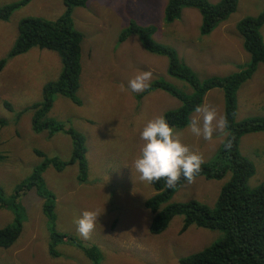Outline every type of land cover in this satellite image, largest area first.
I'll list each match as a JSON object with an SVG mask.
<instances>
[{"label": "rangeland", "instance_id": "obj_1", "mask_svg": "<svg viewBox=\"0 0 264 264\" xmlns=\"http://www.w3.org/2000/svg\"><path fill=\"white\" fill-rule=\"evenodd\" d=\"M18 1L0 0V8ZM166 3L167 0H87L85 6L73 8L74 27L83 35L82 73L76 92L80 102L55 95L47 117L62 123V128L54 132L34 131L32 111H19L42 100L43 85L55 80L61 71L60 56L36 46L14 56L9 53L22 19H54L64 11L63 0H28L12 9L6 18H0V60H5L0 69V187L9 199L23 185L16 203L24 208L22 230L10 247L0 248V264H92L82 248L68 240L59 241L51 253L52 230L96 246L99 264H180V258L222 236L219 230L195 225L181 231V215L174 216L162 233L149 231L153 215L144 203L154 190L152 184L138 179L133 167L143 144L139 132L148 119L178 108L180 100L162 89L138 96L141 92L131 91L128 81L139 72L151 71L150 82L164 81L185 94H190L192 88L186 81L168 75L167 58L145 50L136 34L122 42L119 36L130 20L139 26H154L151 38L174 48L199 80L224 77L249 62L237 23L264 11V0H238L235 11L207 34L199 32L201 14L195 8H184L178 19L166 22ZM261 36L264 44V26ZM239 87L235 120L264 116V65L258 63L252 76ZM222 92L213 88L205 93L201 105L213 106L223 114ZM193 115L194 112L189 121ZM187 125L174 129L175 133L183 144L202 155L204 162H211L224 137L214 131L212 139L205 140L191 134ZM69 128L83 137L88 169L82 182L77 179L76 162L66 163L62 169L47 164L41 172L42 188L53 195L52 224L42 212L46 198L37 194L36 186H28V181L45 157L60 161L70 158ZM36 150L44 155H38ZM238 150L254 165L247 185L254 187L263 182L264 131L241 135ZM227 177L228 174L217 180L199 176L191 184L184 181L168 203L197 200L213 206ZM86 210L101 213L88 240L78 235L74 223ZM15 217L13 207H0V228L12 224Z\"/></svg>", "mask_w": 264, "mask_h": 264}, {"label": "trees", "instance_id": "obj_2", "mask_svg": "<svg viewBox=\"0 0 264 264\" xmlns=\"http://www.w3.org/2000/svg\"><path fill=\"white\" fill-rule=\"evenodd\" d=\"M28 0H20L0 8V18L5 16L20 4ZM87 0H63L64 11L54 19L42 17H26L19 22L18 37L9 56L26 51L31 47L44 48L58 53L61 71L55 80L42 87V100L21 109L19 112L32 111L31 125L36 132L61 129L59 121L47 117L56 94H61L75 103L80 100L77 89L80 86L82 73L81 49L82 33L74 27L71 13L73 8L85 6ZM238 0H167L164 9V20L172 22L181 16L184 8H195L201 14L199 32L209 33L228 15L235 11ZM264 23V11L254 17H246L237 23V29L242 36L243 48L250 55V60L236 73L228 76H212L199 80L196 73L182 62L176 50L170 46L158 43L151 38L155 32L154 26H139L130 20L119 36L124 41L130 34H136L140 43L148 52L167 58V74L186 81L192 88L190 94L177 90L172 85L155 80L150 87L139 93L142 96L154 89H162L180 100V106L167 110L163 116L173 129H181L189 122V116L197 105H201L205 93L213 88H220L224 96V113L228 120V137H224L218 155L211 162H203L197 175L206 179H221L228 174L227 180L221 186L213 206H208L197 200L185 202L168 201L174 196L185 181L181 177L173 188L165 187V181L152 183L154 194L145 201V206L152 213L149 231L152 234L162 233L176 215L183 217L181 231L190 225L211 230H219L222 236L203 249L179 259L180 264H264V181L254 187L247 185V180L254 173L253 163L240 154L238 141L241 135L248 132L264 131V116L249 117L241 121L235 120L236 91L240 84L250 78L258 63L264 65V44L260 28ZM5 60H0V69ZM72 141L71 155L67 161L57 157H45L41 165L33 169L28 186H36V192L45 199L42 212L47 221L54 224L53 195L41 186V172L51 164L56 169H62L66 163L76 162L78 166V181L85 180L87 162L83 137L68 129ZM231 140V147L225 149L224 141ZM38 155L44 154L36 150ZM26 185V184H25ZM23 185L17 187L13 194L6 198L0 187V207L10 206L15 211V221L0 228V248L10 247L22 230L21 212L24 208L16 203ZM9 200V201H8ZM18 201V200H17ZM50 252L54 253L55 245L61 240H68L82 248L92 264H99L100 253L96 246L86 245L76 236L50 232ZM56 254V253H55Z\"/></svg>", "mask_w": 264, "mask_h": 264}, {"label": "clouds", "instance_id": "obj_3", "mask_svg": "<svg viewBox=\"0 0 264 264\" xmlns=\"http://www.w3.org/2000/svg\"><path fill=\"white\" fill-rule=\"evenodd\" d=\"M151 79V71L139 72L128 81V88L136 93L143 92L150 87ZM227 125L226 115L218 113L213 106L202 104L195 107L187 128L196 137L202 136L205 140H211L214 131L228 137L230 134ZM139 138L143 144L133 161V167L139 174L138 179L141 182L152 184L164 180L165 187L173 188L181 177L188 184L195 181L201 171L203 157L181 142L163 115L148 119L139 132ZM224 147L225 149L231 147L230 139L224 141ZM100 215L98 211L86 210L74 221L81 238L84 240L91 238Z\"/></svg>", "mask_w": 264, "mask_h": 264}, {"label": "crops", "instance_id": "obj_4", "mask_svg": "<svg viewBox=\"0 0 264 264\" xmlns=\"http://www.w3.org/2000/svg\"><path fill=\"white\" fill-rule=\"evenodd\" d=\"M263 26H264V24H263V25L261 26V28H260V33H261V35H263ZM239 88H240V87H239ZM210 90H212V89H210ZM210 90H208L207 92H209ZM207 92H206V94H207ZM206 94H205V95H206ZM223 95H224V94H223V92H222V98L224 97ZM205 97H206V96H204V99H203V102H202V103L205 102Z\"/></svg>", "mask_w": 264, "mask_h": 264}]
</instances>
